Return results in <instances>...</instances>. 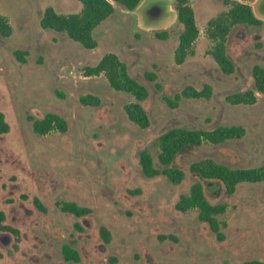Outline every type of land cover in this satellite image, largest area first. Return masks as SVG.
Returning <instances> with one entry per match:
<instances>
[{
  "label": "rangeland",
  "instance_id": "rangeland-1",
  "mask_svg": "<svg viewBox=\"0 0 264 264\" xmlns=\"http://www.w3.org/2000/svg\"><path fill=\"white\" fill-rule=\"evenodd\" d=\"M199 36L194 55L177 65L173 53L182 25L174 17L159 29L139 27L138 15L113 3L114 12L93 31L97 45L87 49L64 33L44 30L40 19L46 7L71 14L77 0H0V14L12 28L0 36V112L9 125L0 135V264H243L264 263V181L240 183L226 194L218 180L194 176L192 163L211 159L231 169L258 168L264 162V93L255 92L252 105H231L225 98L251 89V70L264 67V20L258 26L238 25L229 33L226 51L234 65L224 74L206 54L204 35L209 19L226 10L221 0H189ZM253 4L256 0H244ZM173 10V0H171ZM175 13V12H174ZM166 32L165 40L156 33ZM25 52L24 62L14 55ZM115 54L129 75L146 87L141 106L149 125L129 121L124 105L135 99L113 90L103 75L85 77V67ZM152 74L148 81L144 74ZM210 87L208 98L181 97L176 107L164 100L190 86ZM92 95L98 106L79 98ZM47 113L60 116L65 132L46 135L32 130V120ZM241 126V139L187 147L172 166L183 173L178 184L164 175L145 177L139 154L146 151L158 171V137L175 127L211 130ZM199 181L207 201L225 204L217 215L221 240L198 220L197 210L175 208L181 196ZM214 185L222 191L211 193ZM42 204L38 209L33 198ZM72 202L90 210L75 217L60 205ZM101 228L108 233L107 243ZM69 245L79 261H65Z\"/></svg>",
  "mask_w": 264,
  "mask_h": 264
},
{
  "label": "trees",
  "instance_id": "trees-1",
  "mask_svg": "<svg viewBox=\"0 0 264 264\" xmlns=\"http://www.w3.org/2000/svg\"><path fill=\"white\" fill-rule=\"evenodd\" d=\"M81 3V9L76 13L59 14L52 7H46L40 19V27L44 30L64 33L71 40L80 43L87 49H94L97 45L93 38L94 29L113 12L112 2L120 5L128 11H133L141 0H77ZM227 6L226 10L220 11L209 19L204 29L205 37L210 41L211 46L206 51L224 74H232L234 65L227 55L226 40L231 30L238 25L258 26L262 22L252 13L251 7L240 2V0H221ZM173 7L176 11L177 21L182 25V30L178 35V44L173 53L175 64H182L188 56L194 55L193 44L199 36L196 25L194 11L189 0H173ZM12 28L7 18L0 14V36L11 35ZM157 38L165 40L166 32L155 34ZM15 57L24 62L25 52L15 51ZM85 77L103 75L109 86L115 91L126 92L132 95L134 102L124 105V112L132 123L140 128H147L149 119L141 106L147 96L148 91L145 86L132 78L127 66L115 54L108 53L101 57L95 66L85 67L83 70ZM148 81L153 80L152 74H144ZM252 87L243 92H236L228 95L225 100L231 105H252L256 102L255 92L264 93V67L255 65L251 70ZM210 87L205 85L202 89L196 90L190 86L184 87L179 94H175L172 99L165 97V102L172 108L176 107L180 98H208ZM84 105L98 106L100 101L92 95H84L79 98ZM53 129L65 132L66 123L58 115L47 113L41 119L32 120V130L38 135H46ZM9 125L5 121L4 114L0 112V135L7 133ZM244 129L241 126H217L211 130H190L175 127L162 133L157 144L159 148L158 161L164 168L160 171L152 165V160L146 151L139 154V165L142 174L147 178L164 175L171 183L178 184L183 173L173 167L175 157L187 147H198L203 143L220 144L227 140H237L244 136ZM189 171L194 176L204 179L220 181L226 194L233 193L235 187L240 183H258L264 181V162L258 168L231 169L222 164H218L211 159H204L190 165ZM34 205L43 211V207L38 198H33ZM175 208L184 212L190 209L197 210L199 221L206 223L209 230L215 235L217 240H221L220 223L216 219L217 215L223 214L225 204H210L205 198L203 187L199 181L194 182L187 196H181L175 204ZM64 213H69L75 217H82L90 213L85 207H80L72 202H65L60 205ZM4 213L0 211V231L12 232L18 235L17 230L3 225ZM101 236L107 243L108 233L101 228ZM65 261H79V254L69 245H63L61 249ZM243 264H264L258 260L246 261Z\"/></svg>",
  "mask_w": 264,
  "mask_h": 264
},
{
  "label": "water",
  "instance_id": "water-1",
  "mask_svg": "<svg viewBox=\"0 0 264 264\" xmlns=\"http://www.w3.org/2000/svg\"><path fill=\"white\" fill-rule=\"evenodd\" d=\"M110 2L112 3V1ZM240 2L249 5L258 20H264V0H256L253 4L244 0H240ZM173 10L175 13L171 8V0H141L133 11L138 15L140 28L159 29L167 26L174 17L177 20L176 11L174 8ZM221 191L219 186L214 185L211 193L219 196Z\"/></svg>",
  "mask_w": 264,
  "mask_h": 264
}]
</instances>
